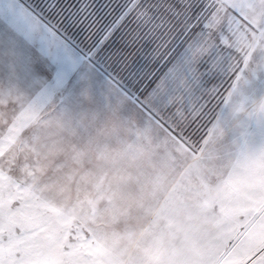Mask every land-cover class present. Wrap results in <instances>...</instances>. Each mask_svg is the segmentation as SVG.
Masks as SVG:
<instances>
[{
    "label": "rangeland",
    "instance_id": "374dc122",
    "mask_svg": "<svg viewBox=\"0 0 264 264\" xmlns=\"http://www.w3.org/2000/svg\"><path fill=\"white\" fill-rule=\"evenodd\" d=\"M196 1L202 33L169 68L177 91L163 92L195 97L203 52L220 82L188 105L185 141L144 125L74 48L75 83H25L34 40L63 41L18 0H0V264H264V0ZM191 163L194 178L166 172Z\"/></svg>",
    "mask_w": 264,
    "mask_h": 264
},
{
    "label": "trees",
    "instance_id": "16d2710c",
    "mask_svg": "<svg viewBox=\"0 0 264 264\" xmlns=\"http://www.w3.org/2000/svg\"><path fill=\"white\" fill-rule=\"evenodd\" d=\"M18 1L37 13L47 24L60 28L61 32L63 28L56 23V20L69 11L74 12L76 9L72 6L73 3L91 4V0H51L48 6L44 0ZM52 4L56 7L52 8ZM196 4V0H110L109 10L112 8H118V10L111 13L107 23L101 21L89 28L87 32L80 31L75 35L64 33V36L73 48L85 56L100 73L137 102L135 93H132L128 83L130 81L146 83L152 75L156 74L155 70L158 66L164 65L160 68V72L166 73L165 80L177 81V77L173 75L174 72H169L173 62L170 66L166 62L170 59L174 60L173 58L179 55L186 43H190L195 36L201 35L202 26L196 14L200 10H196ZM54 15L56 20H49ZM171 37L172 42H170ZM125 45L129 47L125 48ZM129 52L132 54L128 55ZM208 55L212 54L203 52L200 57H197L194 71L195 74L198 72V77L203 73V80H207L209 76H215L213 84L215 85L220 82V73L216 74L214 71L210 74L211 62L197 70V65ZM121 56L124 59H120ZM165 80H161L157 85L161 94H165L163 92L166 89ZM212 86L207 88L198 86V90L194 89L196 96L189 98L188 102L186 101L188 96L182 90L183 93L174 94L168 98L165 105L155 102L156 95H150L137 103L167 127L172 134L186 141L185 134L186 136L192 134V131L184 129L183 117L189 115L187 107L199 102L202 96L205 97L206 89L211 90ZM166 107L167 110H165ZM180 107L183 110L181 115L178 114L179 111L177 112Z\"/></svg>",
    "mask_w": 264,
    "mask_h": 264
},
{
    "label": "snow or ice",
    "instance_id": "6c2138e0",
    "mask_svg": "<svg viewBox=\"0 0 264 264\" xmlns=\"http://www.w3.org/2000/svg\"><path fill=\"white\" fill-rule=\"evenodd\" d=\"M109 2L110 0H99V2L98 0H91V4L73 3L72 6L76 9L74 12L69 11L58 20H56V16L54 15L49 20H56V23L63 28V32L60 31V28H54L52 24H47V22H45L48 28H53L56 34L61 37L63 42H57L54 45H49L43 39L37 38L34 40V62L19 65V74L22 76L25 83H29L34 79H39L44 84L54 85L57 78L61 75L67 78L68 84L75 83L82 68L74 63L76 53L73 49V45L67 40L64 33L75 35L80 31L87 32L89 28H92L93 25H96L101 21L107 23V18L111 16V13L118 10V8H112L109 10ZM51 7L55 8L56 5L52 4ZM124 47L128 48L129 46L125 45ZM131 54V52L128 53V55ZM213 57L214 53L202 59L197 65V70L204 68L207 64H209ZM120 59H124V57L121 56ZM117 62L119 63V61ZM172 62L173 60L170 59L166 62V64L170 66ZM161 67H164V65L158 66L155 70L156 74L152 75V78L148 79L146 83L143 81H137L135 83L130 81L128 83V87L132 90V93H135L138 103L150 95H156V103L162 105L166 104L168 95L161 94V90L157 87L161 80H165L166 76L165 72H160ZM9 68L13 75L17 74V65L11 64L9 65ZM209 71H211V69H209ZM204 75H207V73H204ZM214 81L215 76H209L207 80H201L200 86H212ZM164 87L167 88L168 93H172L177 91L178 84L175 79L165 80ZM165 110H167V107ZM196 131L199 130L197 129Z\"/></svg>",
    "mask_w": 264,
    "mask_h": 264
},
{
    "label": "crops",
    "instance_id": "0c3cea01",
    "mask_svg": "<svg viewBox=\"0 0 264 264\" xmlns=\"http://www.w3.org/2000/svg\"><path fill=\"white\" fill-rule=\"evenodd\" d=\"M115 87H118V86H116L115 85ZM119 88V87H118ZM122 92H124L128 97H129V100H130V103L134 106V109H135V111H137L138 112V114L140 115V116H142L145 120H146V122H145V124L142 122L141 124H140V128H142L143 129V124L144 125H146V124H149V127L150 128H155L156 126L157 127H159V125H161L162 127H164L166 130H168L170 133H171V131L167 128V127H165L160 121H158L154 116H152L147 110H145L140 104H138L133 98H131L125 91H123L121 88H119ZM147 120H149V123H147ZM156 125V126H155ZM149 127H147V128H149ZM147 130H145V132H146ZM145 135H146V133H145ZM150 135H151V137H152V140H154V141H156V140H158L157 139V136H159V135H154V134H152V133H150ZM159 138L161 139V137L159 136ZM137 139H140V140H142V138L141 137H138ZM130 141V139L129 138H127L126 140H125V142H129ZM121 142H123V141H121ZM99 143H100V152H93V154L95 155V156H98V157H102L103 158V154H102V150L103 151H108V148H109V143H108V139L106 138L104 141H99ZM94 146H95V144H93ZM124 147H131V145H130V143H127V144H125L124 145ZM138 147V146H137ZM105 153V152H104ZM186 153V152H185ZM92 154V155H93ZM155 154H152V156H154ZM94 157V156H93ZM95 158V157H94ZM173 169L175 170V174H182V173H185L186 171H188L189 172V174H188V176L187 177H190L191 175H193V178L195 177V175H196V172H197V170H196V166L195 165H193V163H191V164H188V166H184V167H181V168H169L168 170H170V171H166L167 173H171V171H173ZM161 172H165L164 171V168H162L161 169ZM179 174H178V177H179ZM183 176V175H182ZM141 178V177H140ZM183 178H186V176H184ZM142 179V178H141ZM140 179V180H141ZM180 179V178H179ZM179 179L178 180H176L177 182L179 181ZM169 180V179H168ZM150 181H152V180H150ZM152 182H154V181H152ZM155 183V188H156V190H155V192L152 194V192L150 191V196L152 197V195H154L155 194V196H157V194H158V191H157V188H159L158 186H157V183L156 182H154ZM161 189H162V187L164 186V184H163V176L161 177ZM168 187V186H167ZM167 187L165 188V189H167ZM164 189V190H165ZM163 190V191H164ZM147 194H149L148 192H147ZM259 207L257 206V209H258ZM206 218V219H205ZM180 219H182V220H185V219H190V217H183V218H180V217H178L176 220H180ZM211 219H214L213 217H204L203 216V220H211ZM261 247H262V245H261Z\"/></svg>",
    "mask_w": 264,
    "mask_h": 264
}]
</instances>
